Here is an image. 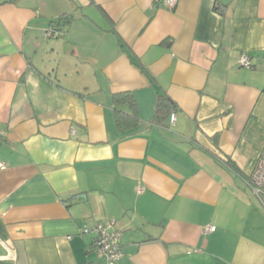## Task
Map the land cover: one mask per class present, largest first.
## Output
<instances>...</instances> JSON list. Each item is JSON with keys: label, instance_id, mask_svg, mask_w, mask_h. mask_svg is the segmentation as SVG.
<instances>
[{"label": "crops", "instance_id": "0c3cea01", "mask_svg": "<svg viewBox=\"0 0 264 264\" xmlns=\"http://www.w3.org/2000/svg\"><path fill=\"white\" fill-rule=\"evenodd\" d=\"M263 144L264 0H0V264H105L81 229L109 219L120 264H264Z\"/></svg>", "mask_w": 264, "mask_h": 264}, {"label": "built area", "instance_id": "2783aa9c", "mask_svg": "<svg viewBox=\"0 0 264 264\" xmlns=\"http://www.w3.org/2000/svg\"><path fill=\"white\" fill-rule=\"evenodd\" d=\"M156 4H164L167 8H173L177 0H154ZM54 31L50 29L48 35H53ZM239 64L250 67L249 56L243 53L240 56ZM170 123L175 121V113L169 115ZM248 184L259 200L264 210V144L261 148L257 161L248 176ZM140 191V190H139ZM115 220L109 219L107 222H97L91 226L85 225L81 233L89 235L91 238V247L96 254L105 261V264H120L122 256L121 249V232L114 227ZM215 226L207 225V231H213Z\"/></svg>", "mask_w": 264, "mask_h": 264}, {"label": "trees", "instance_id": "16d2710c", "mask_svg": "<svg viewBox=\"0 0 264 264\" xmlns=\"http://www.w3.org/2000/svg\"><path fill=\"white\" fill-rule=\"evenodd\" d=\"M216 10H219L218 6L216 7ZM71 19H72V14L65 12L58 18L56 23H58L61 26L69 23ZM52 28L53 30L56 29L54 24ZM56 30H62V29H56ZM112 104H113L115 124L121 132L131 128H135L137 126V124L139 123L138 106L133 95L130 92H121V93L113 94ZM123 105L126 106L125 109L122 108ZM174 110H175V102L170 98V96L167 95L164 91L158 92L156 94V99H155V108L153 115L154 122L158 124H163L164 120L169 118L168 116L172 112H174ZM214 158H216V160L219 161L222 165L230 168L235 172H239V168L235 165V163L232 160L222 156H217V157L214 156Z\"/></svg>", "mask_w": 264, "mask_h": 264}]
</instances>
